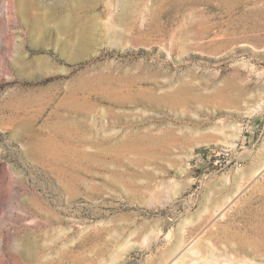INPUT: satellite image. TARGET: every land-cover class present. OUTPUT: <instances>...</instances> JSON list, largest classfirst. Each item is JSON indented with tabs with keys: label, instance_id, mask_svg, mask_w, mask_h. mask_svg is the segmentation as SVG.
Listing matches in <instances>:
<instances>
[{
	"label": "rangeland",
	"instance_id": "1",
	"mask_svg": "<svg viewBox=\"0 0 264 264\" xmlns=\"http://www.w3.org/2000/svg\"><path fill=\"white\" fill-rule=\"evenodd\" d=\"M178 237L264 264V0H0V264Z\"/></svg>",
	"mask_w": 264,
	"mask_h": 264
},
{
	"label": "bare ground",
	"instance_id": "2",
	"mask_svg": "<svg viewBox=\"0 0 264 264\" xmlns=\"http://www.w3.org/2000/svg\"><path fill=\"white\" fill-rule=\"evenodd\" d=\"M197 245H198V243L196 242V245L191 246L189 249L185 248L186 250L184 251L182 238L178 237V238H175L174 240L168 241V246H167L166 252L170 256H175L177 253L179 254V256H177L178 259L174 262V264H189L192 261V260H189V259H191L190 258L191 256L196 255L198 252L204 253L203 249L205 252L207 250V247H203V249H202L201 247H196ZM208 252L207 253L210 254V256H213V252H210V251H208ZM177 257H175V258H177ZM175 258H173V259L175 260ZM171 261H173V260H171ZM188 261H190V262H188ZM196 261H198V260H196ZM194 263L191 262V264H194ZM210 264H212V263H210Z\"/></svg>",
	"mask_w": 264,
	"mask_h": 264
}]
</instances>
